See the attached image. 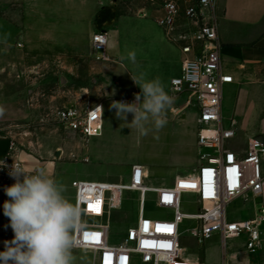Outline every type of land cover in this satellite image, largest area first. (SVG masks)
Masks as SVG:
<instances>
[{"label": "crops", "instance_id": "obj_1", "mask_svg": "<svg viewBox=\"0 0 264 264\" xmlns=\"http://www.w3.org/2000/svg\"><path fill=\"white\" fill-rule=\"evenodd\" d=\"M217 2L222 64L234 76L223 87L222 116L226 124L235 121L231 144L242 153L250 138L264 142V0ZM10 6V13L0 8V106L6 109L0 126L7 119L26 118L21 92L41 84L47 89L46 99L59 96L62 106L102 105V132L86 140L80 137L74 148L58 151V157L63 156L60 171L72 175L67 183L69 201L76 205L73 180L124 183L134 164L144 166L146 183L153 189L172 186L177 178L197 171L198 108L187 103L186 94L176 95L171 89V79L181 73L182 52L158 23L164 4L145 5L133 13L117 12L112 0H11ZM98 30L108 32L107 59H97L92 45ZM129 52H135V64L127 58ZM139 72L147 79L159 78L174 97L166 126L146 136L131 131L110 108L114 99L132 98L141 91L131 79V73ZM54 84L59 85V95L51 94ZM131 120L129 114L128 123ZM134 136L143 142L139 155L132 151ZM21 159L26 168L43 169L63 184L53 160L42 162L23 154ZM262 159L264 170V152ZM241 202L247 216L253 217L257 199ZM239 252L242 264H264V239L256 251H248L243 243Z\"/></svg>", "mask_w": 264, "mask_h": 264}, {"label": "built area", "instance_id": "obj_2", "mask_svg": "<svg viewBox=\"0 0 264 264\" xmlns=\"http://www.w3.org/2000/svg\"><path fill=\"white\" fill-rule=\"evenodd\" d=\"M164 14L158 23L165 37L182 52L181 73L171 79L176 95L186 94L187 103L198 108L197 149L199 165L190 176L176 179L172 186L153 189L146 183V172L141 164H134L130 180L113 183L100 180L75 179L76 205L81 208L83 228L76 233L80 249L93 253L92 264H208L201 255L186 252L181 244V225L185 218L195 221L191 236L198 243L218 233L222 239L224 258L227 242L244 236V246L254 252L264 239V170L262 153L264 142L250 138L244 152L236 151L231 141L236 136L235 121L226 124L222 116L223 87L234 80L224 70L219 37L220 13L217 0H167ZM108 32L98 30L92 45L98 59L108 58ZM135 97H120L115 101L133 102ZM101 103L85 107L63 105L55 109V119L67 130L83 139L98 135L103 130L102 111L95 110ZM8 138L10 146L0 158V195L15 180L9 176L14 163L25 173L37 168L25 167L9 129L0 126V139ZM140 193V210L135 224L129 226L119 243L110 241L109 225L102 221H86L85 216L103 218L122 202L124 191ZM149 192L160 207L173 211L169 218H152L144 214V203ZM184 193H193L198 211L181 210ZM253 197L260 200V211L253 217L229 216L228 206L237 199ZM224 264L226 262L224 261Z\"/></svg>", "mask_w": 264, "mask_h": 264}, {"label": "clouds", "instance_id": "obj_3", "mask_svg": "<svg viewBox=\"0 0 264 264\" xmlns=\"http://www.w3.org/2000/svg\"><path fill=\"white\" fill-rule=\"evenodd\" d=\"M127 58L136 63L135 52H129ZM131 79L141 89L134 101L113 100L110 108L131 131L146 136L166 126L174 97L165 91L159 78L147 79L139 72L131 73ZM95 110L102 111V106ZM5 113V107L0 106V118ZM8 174L15 182L4 188L9 199L3 204V213L9 218L14 236L4 241L0 264H74L73 250L81 246L76 236L83 228L81 208L65 197L64 185L43 169L28 174L13 162Z\"/></svg>", "mask_w": 264, "mask_h": 264}, {"label": "rangeland", "instance_id": "obj_4", "mask_svg": "<svg viewBox=\"0 0 264 264\" xmlns=\"http://www.w3.org/2000/svg\"><path fill=\"white\" fill-rule=\"evenodd\" d=\"M117 12L133 13L140 12L145 5L153 7H161L167 0H112ZM11 0H0V8L5 12L11 11ZM97 57V56H96ZM98 59V58H97ZM7 93L13 92L7 90ZM47 89L41 84L37 89L23 91L22 96L26 105L22 106L27 110V116L24 119H7L2 125L7 129L15 131L12 133L16 147L20 154L29 155L39 158L42 162L53 160L57 167L60 180L65 187L64 195L69 192L68 182L72 178L70 172L60 171L61 167L58 162L63 159L58 157L60 148H74L77 140L82 138L74 137L71 132L65 129L55 119V109L62 106L58 103L59 96L52 98L51 101L46 99ZM59 85L54 84L51 88L52 95H59ZM31 100V101H30ZM80 138V139H79ZM83 141V140H82ZM143 142L139 137L134 136L131 147L134 154L139 155ZM58 165V166H57ZM42 168V166H40ZM128 182V181H127ZM69 200V198L66 196ZM195 195L191 193L183 194V202L181 210L187 213L198 211V204L194 200ZM4 200L0 198V251L4 250V241L11 240L14 236L13 230L9 226V218L3 213ZM258 210L260 211V200L257 199ZM140 210V193L135 190H127L123 192L122 202L118 208H113L109 215L99 219L85 216L86 221H102L109 225L110 241L119 243L125 236L129 226L136 223ZM229 216L234 218L248 217V211L243 206L241 199H237L228 206ZM144 214L152 218H169L173 215V211L168 208L160 207L156 204L153 194H147L144 203ZM195 225V221L185 218L182 225L181 244L186 247V252L192 255H201L208 264H242L243 253L239 252L243 248L244 236L229 239L227 242L226 255L224 258L222 239L218 233H214L211 237L205 239L204 242L198 243L191 236V228ZM235 253V255H234ZM74 264H92L93 253L90 250L74 249Z\"/></svg>", "mask_w": 264, "mask_h": 264}, {"label": "water", "instance_id": "obj_5", "mask_svg": "<svg viewBox=\"0 0 264 264\" xmlns=\"http://www.w3.org/2000/svg\"><path fill=\"white\" fill-rule=\"evenodd\" d=\"M10 146V140L8 138L0 139V158L4 157Z\"/></svg>", "mask_w": 264, "mask_h": 264}, {"label": "bare ground", "instance_id": "obj_6", "mask_svg": "<svg viewBox=\"0 0 264 264\" xmlns=\"http://www.w3.org/2000/svg\"><path fill=\"white\" fill-rule=\"evenodd\" d=\"M158 188V187H157ZM136 191V190H135ZM84 250H88V249H84Z\"/></svg>", "mask_w": 264, "mask_h": 264}]
</instances>
